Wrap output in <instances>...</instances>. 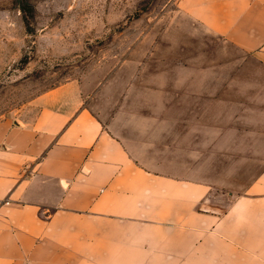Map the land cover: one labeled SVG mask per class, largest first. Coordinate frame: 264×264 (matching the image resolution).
Masks as SVG:
<instances>
[{
    "label": "crops",
    "instance_id": "1",
    "mask_svg": "<svg viewBox=\"0 0 264 264\" xmlns=\"http://www.w3.org/2000/svg\"><path fill=\"white\" fill-rule=\"evenodd\" d=\"M177 7L225 68L144 92L115 70L0 119V264H264V0Z\"/></svg>",
    "mask_w": 264,
    "mask_h": 264
},
{
    "label": "rangeland",
    "instance_id": "2",
    "mask_svg": "<svg viewBox=\"0 0 264 264\" xmlns=\"http://www.w3.org/2000/svg\"><path fill=\"white\" fill-rule=\"evenodd\" d=\"M177 1L0 0V119L53 87H95L115 70L117 92H144L162 69L225 68L231 49Z\"/></svg>",
    "mask_w": 264,
    "mask_h": 264
},
{
    "label": "built area",
    "instance_id": "3",
    "mask_svg": "<svg viewBox=\"0 0 264 264\" xmlns=\"http://www.w3.org/2000/svg\"><path fill=\"white\" fill-rule=\"evenodd\" d=\"M2 201H0V203H1Z\"/></svg>",
    "mask_w": 264,
    "mask_h": 264
}]
</instances>
